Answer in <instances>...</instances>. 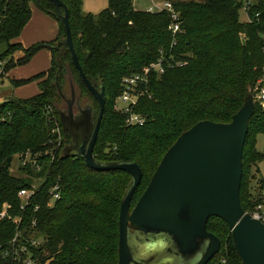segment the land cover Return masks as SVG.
I'll return each instance as SVG.
<instances>
[{
    "label": "trees",
    "instance_id": "16d2710c",
    "mask_svg": "<svg viewBox=\"0 0 264 264\" xmlns=\"http://www.w3.org/2000/svg\"><path fill=\"white\" fill-rule=\"evenodd\" d=\"M62 1L69 9L81 65L97 88L105 87L106 106L95 157L102 162L133 161L140 165L143 178L132 200L134 206L164 154L184 131L201 120L230 122L243 105L248 87L255 89L259 79L264 78V0H251L246 9L249 19L245 22L239 16L243 0L174 3L183 28L176 36L168 30L167 12L136 10L132 0H109L100 13L87 15L81 13L83 0ZM32 3L57 20L58 32L51 41L24 48L17 39L31 19ZM60 13L64 9L58 11L49 0H0V55L6 58L17 50L24 51L17 62L11 59L6 64V70L29 62L42 49L51 53L47 71L13 81L19 86L39 80L40 93L28 98L12 97L0 105V213L8 209L12 217L22 216L20 230L24 237L41 240V244L30 249L34 258L44 264H117L120 206L132 177L127 171H97L81 158L60 156L72 141L63 129L57 108L64 99L69 74L82 94L92 97L97 112L100 108L62 41L66 30ZM175 39L177 43L173 44ZM163 53L188 64L151 76L149 93L135 107L146 121L129 126L127 115L115 109L122 91L121 81L157 61ZM57 126L63 135L58 151L53 134ZM260 134H264V108L256 103L243 153L240 196L246 211L264 203L260 193L264 179H259L258 193L252 190L251 183L253 166L264 160V154L256 149ZM28 151L38 155L43 169L36 171L28 166V175L11 174L13 156H23ZM44 175L47 177L40 196L23 213L19 190L33 187L32 177ZM57 182L62 198L47 206L48 190ZM208 230L222 242L209 264H215L223 254L227 255L228 264H241L227 223L213 216ZM16 233L13 220L0 219V245L4 249ZM3 252L0 250V264H7L9 259L4 258Z\"/></svg>",
    "mask_w": 264,
    "mask_h": 264
},
{
    "label": "water",
    "instance_id": "95a60500",
    "mask_svg": "<svg viewBox=\"0 0 264 264\" xmlns=\"http://www.w3.org/2000/svg\"><path fill=\"white\" fill-rule=\"evenodd\" d=\"M60 13L68 46L82 81L97 99L95 125L90 110L75 118L59 110L63 129L72 141L61 158L77 157L97 171L123 170L132 180L119 213L117 264H209L221 249V239L208 230L211 217L229 226L241 264H264V223L246 213L241 202L243 153L249 121L256 111L252 86L230 122L201 120L184 131L166 151L134 206L132 200L143 172L133 161L102 162L94 148L105 112V87L87 77L76 52L68 6L49 0ZM63 97L64 94H62Z\"/></svg>",
    "mask_w": 264,
    "mask_h": 264
},
{
    "label": "built area",
    "instance_id": "2783aa9c",
    "mask_svg": "<svg viewBox=\"0 0 264 264\" xmlns=\"http://www.w3.org/2000/svg\"><path fill=\"white\" fill-rule=\"evenodd\" d=\"M251 0H247L245 3L246 9L251 5ZM167 12L170 16V23L168 25V30L176 36L177 34L183 32L182 20L179 11L176 10L173 2L165 1L162 6L154 4L148 9V12ZM173 44H176V39L173 41ZM6 58H2L0 55V81L6 77ZM188 64V61L184 60H172L171 56H166L163 53L157 61L151 63L150 65L144 67L140 71L133 72L123 77L122 91L117 100L119 99L120 103L117 102V110L123 112L127 115L126 124L129 126L143 125L146 121L145 117L135 111V107L138 104L141 97L149 93L150 88V79L153 74L162 75L166 73L169 69L175 67H183ZM254 90L255 101L259 103L264 108V78L259 79L258 84ZM53 134L56 135V150L62 145L63 135L60 128L57 126L53 130ZM52 156V160L54 159ZM23 166L21 167L24 172L28 175L26 168L31 166L36 171H41L43 169V163L39 160L38 155L31 154L29 151L22 158ZM47 175L42 177H32L34 178V186L29 188H22L18 192V198L20 199V210L23 213H26L28 209L32 206L35 199L38 198L41 194V188L44 181L46 180ZM49 200L47 201V206H53L57 201H60L62 198L61 186L57 182L53 184L48 190ZM39 205L34 207V210L37 211ZM246 213L251 214L254 218L262 221L264 223V203L256 204L250 211ZM8 217L13 220L17 225V233L12 240L9 241L8 247L3 248V245H0V250H4L3 256L8 260L7 264H44L40 260H36L33 256V252L30 247L37 246L41 244V240L34 237H24L22 230H20V225L22 222V216L12 217L8 213V209H4L1 212L0 219ZM24 237V238H23ZM24 239V240H23ZM215 264H228L227 255H221L219 260Z\"/></svg>",
    "mask_w": 264,
    "mask_h": 264
},
{
    "label": "rangeland",
    "instance_id": "374dc122",
    "mask_svg": "<svg viewBox=\"0 0 264 264\" xmlns=\"http://www.w3.org/2000/svg\"><path fill=\"white\" fill-rule=\"evenodd\" d=\"M133 6L136 10L139 11H148V9L157 4L162 6L165 1H170L173 3L181 1H191V0H132ZM241 1V0H238ZM244 5L239 9L240 20L245 22L248 21V12L245 7L247 0H243ZM109 4V0H83L81 13L83 15L87 14H98L103 9H105ZM32 16L27 25L24 27L21 35L17 39L22 43L24 48H29L37 42L51 41L56 37V31H53L58 24L57 20L52 16L46 14L41 9H39L35 4H31ZM53 22V23H52ZM55 23L54 28L52 27ZM54 34V35H52ZM5 50V46L2 45L1 51ZM24 56L23 50H17L13 55L6 57L7 63L13 59L17 62L18 59ZM51 66V54L48 49H42L38 51L29 62L23 65H16L11 68L9 71L10 77H4L0 81V105L6 100L12 97L17 98H28L35 96L40 93L39 80L31 81L29 83L16 86L14 80H19L20 78L29 79L35 75L47 71ZM16 69V70H15ZM7 71V73L9 72ZM64 99H62L57 108L64 112L65 115L72 112L75 118H80L85 116V114L90 110L91 119L93 125H95L98 112L96 111L95 103L91 96L82 94L78 85L75 83L73 77L69 74L66 78V83L64 85ZM120 103L119 99L115 102V109L117 110L118 106L116 104ZM117 107V108H116ZM60 114V113H59ZM80 116V117H79ZM61 117V116H60ZM256 149L264 154V134H260L257 137ZM24 156V155H23ZM23 156L22 153L15 154L11 163L10 172L15 176H24L27 175L24 170L21 168L23 166ZM251 173H253L252 190H255V193H258L259 189V179H264V160L259 162L256 167L253 166ZM252 178V177H251ZM34 181V178H33ZM260 193L264 196V188L260 190ZM140 197V195H139ZM1 216V213H0Z\"/></svg>",
    "mask_w": 264,
    "mask_h": 264
},
{
    "label": "crops",
    "instance_id": "0c3cea01",
    "mask_svg": "<svg viewBox=\"0 0 264 264\" xmlns=\"http://www.w3.org/2000/svg\"><path fill=\"white\" fill-rule=\"evenodd\" d=\"M53 23V22H52ZM55 23H57V22H54V24H52L53 26V28H54V26H55ZM53 31H56V36H57V32H58V24L56 25V27H55V29L53 30ZM52 35H54V34H52ZM51 54V53H50ZM16 70V69H15ZM10 71L7 73V75H6V77L7 78H9L10 77ZM20 79H23V78H20Z\"/></svg>",
    "mask_w": 264,
    "mask_h": 264
},
{
    "label": "flooded vegetation",
    "instance_id": "af4514ba",
    "mask_svg": "<svg viewBox=\"0 0 264 264\" xmlns=\"http://www.w3.org/2000/svg\"><path fill=\"white\" fill-rule=\"evenodd\" d=\"M99 113V112H98Z\"/></svg>",
    "mask_w": 264,
    "mask_h": 264
}]
</instances>
